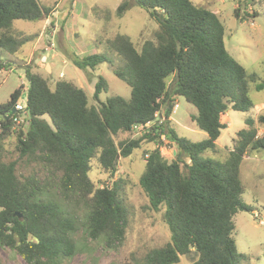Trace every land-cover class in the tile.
Returning <instances> with one entry per match:
<instances>
[{
    "label": "trees",
    "instance_id": "obj_1",
    "mask_svg": "<svg viewBox=\"0 0 264 264\" xmlns=\"http://www.w3.org/2000/svg\"><path fill=\"white\" fill-rule=\"evenodd\" d=\"M249 3L254 5L239 0L233 15L237 19L253 16L254 11H244ZM131 4L157 21L153 40L143 42L138 50L128 36L113 37L106 48L119 56L122 65L118 66L106 54L71 58L86 74L107 63L113 75L130 87L129 99L112 96L101 102L107 83L99 76L92 94L97 106H92L82 88L58 80L51 89L46 79L26 65V111L21 114L27 119L26 130L13 129L12 119L18 114L11 113L23 87L0 104V247L14 250L27 264H59L76 252L75 217L61 203L45 198V184L37 175L18 173L21 162L59 173L61 197L86 202L83 227L91 240L104 238L109 245L122 241L126 209L120 181L96 188L88 175L91 161L96 160L113 178L118 157L127 158L142 144L153 143L156 146L143 154L145 169L139 186L152 210L164 208L170 237L164 246L127 264H177L181 256L189 257V264H238L233 218L238 211H253L242 200L239 167L249 152L264 150V135L257 134V125L264 126V113L245 118L224 162L201 158V154L215 150L225 128L221 115L254 107L248 96L254 75L229 55L223 40L225 27L209 8L190 0H122L114 15L121 17ZM49 13L37 0H0V69L10 68L9 62L1 60L3 53L15 54L38 36L16 31L14 22L34 23L47 19ZM177 97L196 108L191 121L206 133V139L194 143L170 127ZM135 126L145 129L141 137L115 142V136ZM11 136L17 159L5 161L4 142ZM162 136L175 146L170 161L160 152Z\"/></svg>",
    "mask_w": 264,
    "mask_h": 264
},
{
    "label": "rangeland",
    "instance_id": "obj_2",
    "mask_svg": "<svg viewBox=\"0 0 264 264\" xmlns=\"http://www.w3.org/2000/svg\"><path fill=\"white\" fill-rule=\"evenodd\" d=\"M37 1L43 7L50 9L47 23H44L46 19L34 23L21 20L14 22L16 31L35 34L40 30L46 36L44 48L39 51L43 55L46 53L47 56L43 57V61L37 65L36 55H34L27 66L31 68L37 66L34 71L47 80L51 89L58 80L70 81L82 88L88 97L89 105L92 106H97L92 94L99 76L103 77L107 83L106 90L99 96L101 102H105L112 96L129 99L130 87L113 75L107 63L98 65L95 70H89L86 74L73 65L71 58L74 55L82 57L106 54L115 65H122L118 55L107 51V42L118 34L126 35L139 50L143 42L154 39V33L158 28L155 18L150 17L147 10L134 4H131L121 17H116L114 12L122 0H63L61 7L74 6L71 7L70 14L66 13L65 16L62 14L59 17L56 16V11L60 0ZM190 2L195 6L207 7L212 12H219L215 14L225 27L223 39L225 49L246 69L248 74L254 75L255 81L249 84L248 96L253 105L257 106L248 112L227 111L228 121L225 119L223 121H226L229 127L222 131V137L214 151L207 150L201 154V158L224 162L231 150L232 139L235 138L237 131L245 126V118L255 119L264 113V107H260L264 104V3H255L252 6L251 11L255 12L253 16L237 19L233 15L234 3L232 2L226 1L223 4L213 0H190ZM106 12L109 18H106ZM58 18L64 20L62 30L66 39L62 48L59 46L61 33L53 34ZM32 44L33 41L24 44L15 54H2V62H9L10 68L7 70L2 67L0 72V104L6 103L14 90L23 87L18 102L25 105L27 81L24 63L28 60V49ZM62 60L65 62L62 63ZM47 62L52 64V74H49ZM60 72H62L61 77L58 76ZM257 85H262V88L257 90ZM176 103L178 107L171 114L170 127L178 136L191 142L206 139V133L199 130L191 121V117L197 114L196 108L183 97H177ZM22 118L27 120L24 116ZM22 128L26 130L27 121L22 123ZM144 133L145 129L138 126L128 133L118 134L114 140L119 143L141 137ZM257 134L264 135V126L257 125ZM160 140L162 156L168 161L172 160L175 155V146L167 144L163 136ZM155 146L153 143H144L129 157H118L117 170L113 178L99 168L96 160L91 161L88 175L96 188L109 186L114 180L120 181L119 193L126 209V228L123 240L110 245L104 238L91 240L87 236L83 227L88 212L87 204L78 198L65 200L61 197L57 189L59 173H52L33 163H20L19 174L37 175L41 183L45 184V198L61 203L64 210L75 217L77 229L72 233V237L76 252L71 258L64 259L59 264H127L141 259L148 250L162 247L169 241L170 233L163 219L164 208L161 207L158 211L152 210L139 186V177L145 169L143 154ZM2 158L5 161L17 159L14 136L4 142ZM239 176L244 186L242 200L251 205L253 211L252 213L238 211L233 218L235 228L232 237L240 256L238 264H264V150L249 152L243 158L239 167ZM189 263V257L181 256L177 264ZM0 264L27 263L14 250L0 247Z\"/></svg>",
    "mask_w": 264,
    "mask_h": 264
},
{
    "label": "crops",
    "instance_id": "obj_3",
    "mask_svg": "<svg viewBox=\"0 0 264 264\" xmlns=\"http://www.w3.org/2000/svg\"><path fill=\"white\" fill-rule=\"evenodd\" d=\"M75 2V1H74ZM62 3H64V1L63 0H60V3L58 4L59 5V7H58V10L56 11V16H61L62 14L65 16L66 15V13L67 14H70L69 12H70V10H71V7H73V6H69L68 5V8H66V7H61V4ZM45 23V22H44ZM59 24V27H58V24ZM56 25H57V27H55L56 29H54V32H53V34L55 33V34H59V33H61L60 35H59V37H60V42L61 43H59V44H61V45H59L61 48H62V46L65 44V35H64V33H63V30H62V27H63V25H64V20H61V19H59L58 18V20L56 21ZM43 27V26H42ZM42 27L40 28V29H42ZM45 33L43 32V31H40L39 30V33H38V36L34 39V40H32L33 41V44L30 46V48L28 49V52H29V56H28V60H27V62H25L24 64H29V62L31 61V59H32V57L34 56V55H36V62H37V65H39L38 63H40L41 61H43V57L45 58V56H47V54L45 53L44 55H43V53H41L39 50L40 49H42V48H44V44H45V41H44V39H45ZM31 42V41H30ZM56 57H58V56H56ZM60 57L62 58V55H60ZM65 61H63L62 60V63H64ZM47 66L49 67V74H52V64L51 63H48L47 62ZM37 66H35V68L33 69L32 68V71L33 72H35L34 70H36L37 68H36ZM35 73H37V72H35ZM62 72H60L59 73V77H61L60 76V74H61ZM255 106H257V105H254V107ZM260 107H264V104H262ZM223 119H225L226 121H228V113L226 112L225 114H223V115H221V117H220V121H221V123L222 124H224L225 125V128L227 129L228 127H229V124H226L224 121H223ZM222 129L221 130V133H220V136L218 137V139L216 140V142H215V144L217 145V143H218V141L220 140V138L222 137V131L223 130H226V129ZM238 132V131H237ZM233 140V139H232ZM174 153V152H173Z\"/></svg>",
    "mask_w": 264,
    "mask_h": 264
},
{
    "label": "built area",
    "instance_id": "obj_4",
    "mask_svg": "<svg viewBox=\"0 0 264 264\" xmlns=\"http://www.w3.org/2000/svg\"><path fill=\"white\" fill-rule=\"evenodd\" d=\"M213 1H215V2H219V3H224V2H226V1H228V2H232V3H234V8L237 6V2L239 1V0H213ZM248 2H251V3H253V4H255V3H264V0H248ZM252 6L253 5H251L250 3H249V5L247 6V8L244 10L245 12H247V13H251L252 11H251V8H252ZM243 11V12H244ZM214 13H219L218 11H215ZM48 21H47V19L45 20V23H47ZM51 47H52V45H50ZM52 49V48H51ZM1 70H2V68L0 69V72H1ZM177 107H178V104L177 103H175L174 104V107H173V109H172V112H175V110L177 109ZM14 109H15V113L14 114H18V115H16V116H14V118L12 119V121H13V129L14 130H18L19 128H20V126H22V123H25L26 121L24 120V118H22V116H21V114L25 111V105H22L21 103H19L18 101H17V103H16V105H15V107H14ZM152 124H148V125H146V127H149V126H151ZM140 127V126H139ZM134 129H136V128H138V126H135V127H133ZM23 129V128H22ZM24 130V129H23Z\"/></svg>",
    "mask_w": 264,
    "mask_h": 264
},
{
    "label": "water",
    "instance_id": "obj_5",
    "mask_svg": "<svg viewBox=\"0 0 264 264\" xmlns=\"http://www.w3.org/2000/svg\"><path fill=\"white\" fill-rule=\"evenodd\" d=\"M25 111H26V109H25ZM11 113H12V114L15 113V109H14V108L11 109Z\"/></svg>",
    "mask_w": 264,
    "mask_h": 264
}]
</instances>
